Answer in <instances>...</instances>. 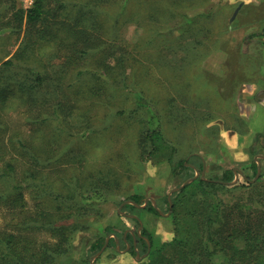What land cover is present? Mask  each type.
I'll use <instances>...</instances> for the list:
<instances>
[{
	"label": "rangeland",
	"instance_id": "rangeland-1",
	"mask_svg": "<svg viewBox=\"0 0 264 264\" xmlns=\"http://www.w3.org/2000/svg\"><path fill=\"white\" fill-rule=\"evenodd\" d=\"M33 2L0 0V238L29 262L264 264V0Z\"/></svg>",
	"mask_w": 264,
	"mask_h": 264
},
{
	"label": "trees",
	"instance_id": "trees-1",
	"mask_svg": "<svg viewBox=\"0 0 264 264\" xmlns=\"http://www.w3.org/2000/svg\"><path fill=\"white\" fill-rule=\"evenodd\" d=\"M43 1L44 0H34L33 2V6L27 10H25L24 12V16L27 19V21H35L37 20L41 14L43 13ZM21 13V11H19ZM6 63L9 64V62L7 61ZM144 139L148 140L149 142V147L150 150L147 151V157L148 158H154V157H165L166 161H171L172 159V153L174 151L173 147L171 145H169L163 135L162 132L160 130V128L155 125L152 126L151 128H149L146 132V135L144 137ZM144 140L142 139V142ZM185 163L183 161H179L178 163H176L177 166L184 168ZM252 163V167H253ZM233 172L231 170L225 171L224 175H225V179L226 181H230L233 177H232ZM206 184H208V182L206 181H202L200 180L198 182L199 186L203 187V190L206 191ZM21 197V195H20ZM129 201H134L137 202L138 204H143V200H142V196L139 194H134L132 196L129 197ZM133 206V205H132ZM146 211L152 212V213H157V210L151 206L150 203H146V205L143 207ZM210 224H208L205 227V232L207 235V239L211 240L213 238L212 236V230L209 227ZM183 228L180 226L176 227V236L175 239H172L173 241L166 244L167 246H174V247H180L181 249L187 248L189 250V244L190 242L188 241V238H186L183 235ZM12 236L10 235L9 238H0V242L4 244V248L7 250L4 253V257H7V262L8 264H51L52 261L55 259L54 256H50L48 253L46 255H42L40 257H35L36 259L33 260V262H29L27 261L23 256H21L20 253H18L17 251H13V248H15L13 246V242H12ZM143 239H147L150 243V247H151V251L148 255V258H152L153 254L159 253L162 251V248L165 246L163 245V247L156 245L155 241L152 239L151 235H148L145 231H143L142 234ZM225 238H235L233 234H231V237H225ZM126 240L128 242H130V238H126ZM104 243V239L100 238L98 239L96 242L93 243V247L98 250L102 244ZM218 245V244H217ZM166 246V247H167ZM223 250V248H221ZM131 252L134 254V249L131 250ZM177 252L179 254L184 253L183 251L177 250ZM183 255H180L179 257H182ZM213 256V253L209 252L207 250V248L204 250L203 252V258L205 260H209L211 261ZM257 257L261 260L264 257V250H262V254L260 255L257 252ZM232 260V257L231 259ZM199 264H202V260H199L198 262ZM136 264H148L147 262H138ZM242 264H250L249 261H244Z\"/></svg>",
	"mask_w": 264,
	"mask_h": 264
},
{
	"label": "crops",
	"instance_id": "crops-1",
	"mask_svg": "<svg viewBox=\"0 0 264 264\" xmlns=\"http://www.w3.org/2000/svg\"><path fill=\"white\" fill-rule=\"evenodd\" d=\"M145 205H146V204H144V206H145ZM144 206H140V208L144 209V208H143ZM130 233L133 235L132 232H130ZM131 234H130V236H132Z\"/></svg>",
	"mask_w": 264,
	"mask_h": 264
},
{
	"label": "water",
	"instance_id": "water-1",
	"mask_svg": "<svg viewBox=\"0 0 264 264\" xmlns=\"http://www.w3.org/2000/svg\"><path fill=\"white\" fill-rule=\"evenodd\" d=\"M145 204H146V201H145ZM105 244H106V242H105Z\"/></svg>",
	"mask_w": 264,
	"mask_h": 264
}]
</instances>
